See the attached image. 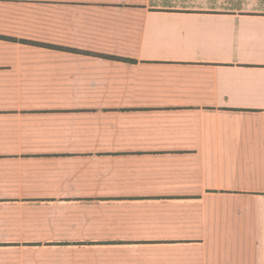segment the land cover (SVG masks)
Returning <instances> with one entry per match:
<instances>
[{
	"label": "crops",
	"instance_id": "obj_1",
	"mask_svg": "<svg viewBox=\"0 0 264 264\" xmlns=\"http://www.w3.org/2000/svg\"><path fill=\"white\" fill-rule=\"evenodd\" d=\"M0 264H264V0H0Z\"/></svg>",
	"mask_w": 264,
	"mask_h": 264
}]
</instances>
